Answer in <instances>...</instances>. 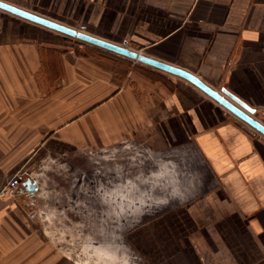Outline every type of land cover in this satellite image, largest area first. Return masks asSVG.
I'll return each instance as SVG.
<instances>
[{
  "label": "crops",
  "instance_id": "crops-1",
  "mask_svg": "<svg viewBox=\"0 0 264 264\" xmlns=\"http://www.w3.org/2000/svg\"><path fill=\"white\" fill-rule=\"evenodd\" d=\"M0 1L189 72L264 125V0ZM130 63L0 10V192L44 156L128 137L190 145L204 163L191 195L132 244L148 264H264V136L187 81ZM32 197L0 198V264H75L30 217Z\"/></svg>",
  "mask_w": 264,
  "mask_h": 264
},
{
  "label": "rangeland",
  "instance_id": "rangeland-1",
  "mask_svg": "<svg viewBox=\"0 0 264 264\" xmlns=\"http://www.w3.org/2000/svg\"><path fill=\"white\" fill-rule=\"evenodd\" d=\"M203 164L190 145L154 150L128 137L44 156L19 175H32L37 183L30 209L58 255L75 264H148L132 244L131 231L184 202L194 183L186 178L202 172Z\"/></svg>",
  "mask_w": 264,
  "mask_h": 264
},
{
  "label": "water",
  "instance_id": "water-1",
  "mask_svg": "<svg viewBox=\"0 0 264 264\" xmlns=\"http://www.w3.org/2000/svg\"><path fill=\"white\" fill-rule=\"evenodd\" d=\"M0 10L9 13L13 16H16L18 18H21L23 20H26L28 22L37 24L49 30L65 35L69 38L75 39L79 42L89 44L91 46L97 47L99 49L129 59L131 61H135L137 63L151 67L166 74L183 79L188 83H190L192 86L196 87L206 96H208L210 99L216 102L219 106L226 109L233 116H235L243 123L248 125L250 128H252L256 132L264 136V125L252 118V115L255 113V111L252 108L242 103L240 100H238V98H236L235 96H233L224 89L220 90V93L217 92L216 90H213L212 88L204 84L196 76L192 75L189 72H186L174 66H170L168 64H164L154 59L148 58L146 56L139 54L138 52L128 50L125 46H116L98 40L96 38H93L85 34L83 28H80L79 30L68 28L1 1H0ZM36 190H37V183L30 176H25L22 179L18 188L14 191V194L18 195L22 193H29L30 195H33V193L36 192Z\"/></svg>",
  "mask_w": 264,
  "mask_h": 264
},
{
  "label": "built area",
  "instance_id": "built-area-1",
  "mask_svg": "<svg viewBox=\"0 0 264 264\" xmlns=\"http://www.w3.org/2000/svg\"><path fill=\"white\" fill-rule=\"evenodd\" d=\"M21 181H22V175L18 174L14 178H12L0 192V198L13 196L14 191L18 188ZM30 217L34 218V213H31Z\"/></svg>",
  "mask_w": 264,
  "mask_h": 264
}]
</instances>
